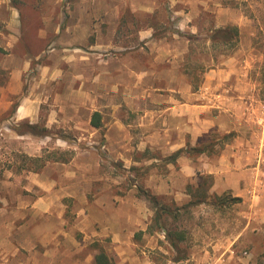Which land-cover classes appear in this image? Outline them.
I'll use <instances>...</instances> for the list:
<instances>
[{"label": "crops", "instance_id": "crops-1", "mask_svg": "<svg viewBox=\"0 0 264 264\" xmlns=\"http://www.w3.org/2000/svg\"><path fill=\"white\" fill-rule=\"evenodd\" d=\"M161 1L0 0V127L16 102L17 123L43 119L48 132L56 124L68 127L111 161L141 166L158 161L145 157L146 151L170 156L195 147L215 122L208 101L182 72L190 47L177 34L187 27L183 19L171 38H157L154 18ZM167 1L170 7L178 2ZM171 12L172 19L185 15ZM44 103L55 110L43 116ZM94 113L100 114L98 128L92 125ZM186 161L181 156L180 169L170 164L169 173H150L147 190L186 202L195 176ZM94 162L71 161L74 170L61 175L66 180L61 189L52 173H42L40 181L45 177L50 185L46 197L74 199L80 223L46 233V250H35V264L41 256L48 264H94L95 241L111 245L118 264H152L148 254L162 250L163 236L147 233L149 209L140 206L134 190L125 196L98 190L104 178L96 171L100 161ZM53 204L44 211L56 212ZM91 207L106 213L104 218L98 220ZM139 232L141 241L135 238Z\"/></svg>", "mask_w": 264, "mask_h": 264}, {"label": "rangeland", "instance_id": "rangeland-1", "mask_svg": "<svg viewBox=\"0 0 264 264\" xmlns=\"http://www.w3.org/2000/svg\"><path fill=\"white\" fill-rule=\"evenodd\" d=\"M175 1L174 7L167 0L160 2L154 18V24L160 26L157 38H171L175 24L180 25L183 19L181 22L187 26L183 33L203 39L193 43L195 50L189 65L201 68L194 72L201 80L198 88L192 89L208 101L215 122L195 147L188 145L180 154L195 170L188 186L192 185V192L197 194L211 179L209 195L228 194L242 201L222 211L200 204L183 212L179 222L166 219L167 231L178 228L184 240L176 250L166 240V233H153L163 236L159 241L162 250L150 252L149 259L152 264H264V0H236L238 8L221 5L222 1L232 0ZM173 8L185 15L172 19ZM228 25L239 29L236 48L212 49L206 37ZM130 40L136 43V39ZM182 72L193 86L184 67ZM16 104L0 127V264H35V250H46L42 246L46 233L61 228L71 230L80 223V205L74 199L63 197L54 202L45 195L50 189L44 184L45 177L52 173L58 180L57 188H64L66 180L62 176L74 170L75 166H70L74 160L100 161L96 171L104 180L96 188H111L121 196L134 190L140 206L149 209V222L153 219L152 205L138 197V187L147 190L145 179L152 172L166 174L180 169L177 161L174 164L167 159L175 152L164 156L159 151H146L145 157L158 161L141 166L111 161L99 149H90L68 127L56 124L48 132L43 119L38 124L30 120L17 123L13 116ZM41 105L43 116L55 110L47 103ZM193 148L205 152L198 153ZM170 164L174 168H168ZM42 173L45 177L40 181ZM190 199L189 196L186 202ZM51 200L56 210L53 214L44 211ZM172 201L174 196L164 200L167 204ZM186 202L176 203L181 206ZM91 211L98 220L106 215L97 207H91ZM44 258L36 260L48 264ZM178 258L184 259L177 261Z\"/></svg>", "mask_w": 264, "mask_h": 264}, {"label": "trees", "instance_id": "trees-1", "mask_svg": "<svg viewBox=\"0 0 264 264\" xmlns=\"http://www.w3.org/2000/svg\"><path fill=\"white\" fill-rule=\"evenodd\" d=\"M221 5L223 7H230V8H238L240 6V3L236 0L232 1H222ZM177 34L181 37H186L187 40L190 43L189 52L187 55L186 64L184 66L185 71H187V74L192 78V84L195 89L198 88V82H200L201 79L197 75H194V72L196 74L197 70H200V67H192L189 65L190 59L192 58L191 54L194 52L193 43L195 41H202L199 36L196 35H186L180 31H177ZM157 35V34H156ZM239 29L236 26L228 25L226 27L217 28L212 31L210 35L206 37L207 41L211 42L212 49L218 50L226 48L229 49H235L237 42L239 40ZM205 69H203L204 72ZM193 74V75H192ZM197 76V77H196ZM194 79V80H193ZM100 114L94 113L93 119H92V125L96 128L100 127ZM98 119V120H97ZM46 132V131H45ZM228 137V136H227ZM226 137V138H227ZM193 151H196L198 153H204V149L199 148H193ZM183 152V149L176 151L172 156L168 157L169 163H174L177 161L180 154ZM135 170V168L133 169ZM210 177V176H209ZM211 178V177H210ZM208 178V180L210 179ZM211 180V179H210ZM208 181L207 187L202 190L199 193H193L192 190L194 187L192 185L188 186V192L187 194L190 196V200L186 202L183 205H178L175 201H172L171 204H167L164 202L166 197H159L156 195H153L150 191L143 189L142 187H138V197L142 196L145 199L149 200L153 211H154V217L150 221V224L147 229V233L153 234L155 232H164L167 234L166 240L170 243V246H172L174 249L178 250V245L183 242V232L177 230L176 228L171 232H168L166 229L165 220L170 218L173 222H179L181 215L184 213H187L189 208L195 207L200 204H208L215 209L222 211L224 208L232 206L234 204L240 203L242 201L239 197H230L228 194L217 196L215 194L209 195V189L212 187L213 183ZM206 183V180L204 184ZM144 232L136 233L135 238H141L143 236ZM92 248L96 250V254L94 255V264H118V259L115 256L114 253H111L109 249L106 248L104 244H102L99 241H95L92 244ZM184 258H178L177 261H180Z\"/></svg>", "mask_w": 264, "mask_h": 264}]
</instances>
